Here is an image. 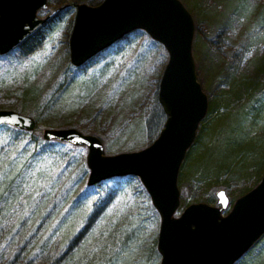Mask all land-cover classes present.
<instances>
[{
  "label": "rangeland",
  "instance_id": "1",
  "mask_svg": "<svg viewBox=\"0 0 264 264\" xmlns=\"http://www.w3.org/2000/svg\"><path fill=\"white\" fill-rule=\"evenodd\" d=\"M101 1L47 0L39 18L66 7L36 33L33 47L0 56V110L31 117L39 128L33 137L0 126V264H160V217L138 177L88 186L87 148L42 138L44 129L74 128L99 138L112 156L146 148L165 121L158 88L168 54L144 31L81 68L70 63L72 4ZM179 1L194 21L192 54L208 100L197 150L212 151L206 175L190 168L197 151L183 165L176 216L189 204L216 206L220 189L230 201L225 215L258 184L264 164V0ZM237 138L248 149L228 157ZM212 190L216 202L208 200ZM235 264H264V235Z\"/></svg>",
  "mask_w": 264,
  "mask_h": 264
},
{
  "label": "water",
  "instance_id": "2",
  "mask_svg": "<svg viewBox=\"0 0 264 264\" xmlns=\"http://www.w3.org/2000/svg\"><path fill=\"white\" fill-rule=\"evenodd\" d=\"M46 8L47 0H0V56L21 45L58 12L39 18L37 13ZM136 30L144 31L168 54L158 88L165 121L157 138L142 150L112 156L104 155L99 138L74 128L44 129L42 138L87 148L88 186L115 177H138L160 217V264H235L264 235V175L225 215L229 199L220 189L216 206L189 204L176 216L180 167L208 109L192 54L194 21L186 7L179 0L78 4L69 38L70 63L80 67ZM1 125L25 132L36 128L33 118L12 110H0Z\"/></svg>",
  "mask_w": 264,
  "mask_h": 264
},
{
  "label": "trees",
  "instance_id": "3",
  "mask_svg": "<svg viewBox=\"0 0 264 264\" xmlns=\"http://www.w3.org/2000/svg\"><path fill=\"white\" fill-rule=\"evenodd\" d=\"M78 4H81V3H78V2H74L73 4H72V6H74L75 8H76V6L78 5ZM66 6H62L61 7V9H59L58 10V13L61 11V10H63L64 8H65ZM262 8V7H261ZM259 18H261V19H264V13H262V14H260L259 15ZM35 42H36V34H34L33 36H31V37H29V38H27L19 47H21L22 49H24V50H28L29 48H31V47H33L34 46V44H35ZM204 57V56H203ZM92 60V59H91ZM90 60V61H91ZM90 61H88L85 65H87ZM84 66V65H83ZM81 68V67H80ZM260 70H261V72H264V65H261L260 66ZM197 71V70H196ZM212 103V102H211ZM213 104V103H212ZM209 107H211L210 108V110L212 109V111L214 110V109H217V108H215L214 106H210L209 105ZM219 109V108H218ZM261 110L259 109V110H257V114H259V112H260ZM154 118H155V115L153 116ZM156 117H158V119H160L161 120V115H159V113L156 111ZM164 118H165V115H164ZM158 121V122H161V121ZM165 120V119H164ZM157 122V123H158ZM164 123V122H163ZM163 123L160 125H158L157 124V128H156V132H158V134H159V132H160V130L162 129V127H163ZM202 123V122H201ZM240 125H239V122H238V120H237V122H236V124L232 127V132L234 131V130H236L235 128L236 127H239ZM205 130H206V127H204V125H202V124H200V126H199V128H198V131H197V135H196V139H195V141H194V143L192 144V146L189 148V150L187 151V154H186V157H185V159H184V161H183V163H182V165H181V168H180V172H181V170H182V167H183V165L185 164V163H187L188 162V160H189V158H191L190 156L193 154V153H195L196 154V151H197V154H196V156H195V158L192 160V162H191V165H190V168L192 169L193 168V171H195V173H197V172H199L200 174H204V175H206V174H208V172L211 170L210 169V167L207 165V159H208V157L211 155V151L212 150H210L209 148H204L203 149V152H202V154H199L200 153V151H201V145H199V144H201V141H202V139H203V135H204V132H205ZM157 134V135H158ZM31 135L34 137V136H36V135H39V128H38V126H37V123H36V129L31 133ZM235 142H237V143H235ZM232 143H233V145L231 146V147H229L228 149H227V156L229 157V156H231L232 154L234 155V157L235 156H238V155H241L243 152H245L247 149H248V147H242V144L240 143V138H237V139H235L234 141H232ZM214 145H211V147H213ZM219 146L220 145H218L217 147L219 148ZM214 148H215V146H214ZM213 148V149H214ZM217 148V149H218ZM239 148V149H238ZM197 149H200V151L199 150H197ZM216 149V150H217ZM214 151V150H213ZM232 155V156H233ZM199 158V159H198ZM196 159H198V160H196ZM195 160V161H194ZM193 164V165H192ZM202 164H204V168H201L200 166L202 165ZM225 165L224 164H220V165H218V172H219V174H220V171L222 170V168L224 167ZM184 168H185V165H184ZM227 169H228V167H227ZM179 172V176L181 175V173ZM191 172V171H190ZM263 174H264V164H262V168H261V170H260V174H259V177H258V181H257V183L260 181V179H261V177L263 176ZM179 176H178V178H179ZM247 191H249V190H247ZM246 191V192H247ZM245 192V193H246ZM215 192H214V190H212L211 191V194H210V197H209V199L208 200H211V201H214V202H216V199H215V194H214ZM246 258H247V256H246ZM245 258V259H246ZM16 260H17V258H15ZM245 259L243 258V260L242 261H245ZM15 264V263H14Z\"/></svg>",
  "mask_w": 264,
  "mask_h": 264
}]
</instances>
